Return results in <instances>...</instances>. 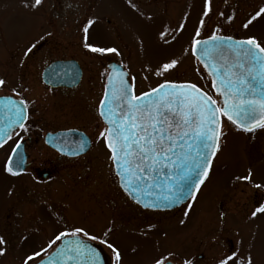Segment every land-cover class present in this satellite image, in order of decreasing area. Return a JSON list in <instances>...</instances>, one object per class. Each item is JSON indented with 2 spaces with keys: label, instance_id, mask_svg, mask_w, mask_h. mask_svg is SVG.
I'll return each instance as SVG.
<instances>
[{
  "label": "rangeland",
  "instance_id": "rangeland-1",
  "mask_svg": "<svg viewBox=\"0 0 264 264\" xmlns=\"http://www.w3.org/2000/svg\"><path fill=\"white\" fill-rule=\"evenodd\" d=\"M32 4L34 0H0V45L15 46L18 38L31 34L43 37L48 33L46 38H53L60 33L52 40L58 47H85L83 28L87 27V43L116 49L93 60L95 66L88 69L87 79L97 63L105 66L114 61L127 71L137 95L165 80L196 83L212 94L211 80L193 54L195 40L211 35L254 37L264 45V14L243 27L264 7V0H211L208 15H204L205 0H42L35 8ZM88 20L93 21L90 26ZM172 59L178 65L158 76L160 66ZM222 132L219 150L195 201L169 212L128 206L117 179L111 177V165L102 167L96 157L86 175L82 168L56 162L55 180L62 184L52 191L45 184L7 173L6 153L1 152L0 238L5 243L0 245L4 249L0 264H25L27 256L40 252L41 256L28 261L35 264L58 245L56 241L49 247L59 233L76 228L98 237L91 241L101 245L110 264H117L116 258L100 240L107 239L121 253L120 264H155L157 260L163 264H244L248 258L251 264H264V212L245 211L251 209L252 201L264 202V127L247 133L223 120ZM44 152L32 154L41 157ZM95 152L103 161L109 160L103 147ZM76 177L82 178L80 187L74 186ZM65 197L69 198L64 201ZM228 230L235 247L223 257L227 243L210 245L227 239ZM220 232H225L221 238ZM78 235L88 239L83 233ZM198 253L209 261H196Z\"/></svg>",
  "mask_w": 264,
  "mask_h": 264
},
{
  "label": "snow or ice",
  "instance_id": "snow-or-ice-1",
  "mask_svg": "<svg viewBox=\"0 0 264 264\" xmlns=\"http://www.w3.org/2000/svg\"><path fill=\"white\" fill-rule=\"evenodd\" d=\"M41 2L34 0L31 7L35 8ZM210 4L211 0H205L204 15L211 11ZM25 7H29V4L25 3ZM261 14H264V7L250 17L243 27L247 28ZM87 23L90 26L93 21L88 20ZM83 32L84 46L92 52L116 53L114 48L106 49L87 43L88 28L84 27ZM201 43L205 45L203 56L207 62L204 69L209 71L212 78V94L196 83L178 84L165 80L137 95L134 86L121 77L120 87L113 90L111 99L106 93L101 101L99 115L107 127L100 132V136L105 139L110 151L109 158L122 181L121 187L125 192H142L149 196L154 189L161 192L156 201L145 203L144 207H171L188 200L195 201V193L208 177L212 158L220 147L222 117L244 131H252L253 126L264 127V45L254 37L234 41L231 36L223 35H211L204 41L195 40L197 50ZM209 43L213 48L208 47ZM35 47V44L29 47L25 55ZM210 52H215V57H211ZM178 63L175 59L163 63L157 75L168 73ZM4 84L5 81L0 79V86ZM4 99L9 102L6 113L8 125L7 128H0V139L11 136L12 129L17 126L24 128L23 122L27 119V105L23 101L20 102L23 106H20L10 97ZM24 130L27 131L26 128ZM19 147L17 144L16 148ZM83 147L82 142L80 150ZM12 156H16V159L13 160ZM23 165L20 153L13 152L4 170L17 175L14 166L20 169ZM188 208H191V204ZM258 211L264 212V208ZM80 233L90 240L98 239L84 229L76 228L71 232L59 233L49 247L56 241L76 237ZM4 243L0 238V245ZM100 243H106L112 249L117 264H120L121 253L114 245L108 243L107 239L100 240ZM3 251L0 248V254ZM39 256L40 252L27 256L25 264ZM99 259L95 250L82 240L69 239L67 244L57 249L55 255L48 258V264H68L69 261L73 264H99ZM155 264L163 262L157 260ZM221 264L227 262L221 261ZM237 264L241 262L237 261ZM244 264H251V259L248 258Z\"/></svg>",
  "mask_w": 264,
  "mask_h": 264
},
{
  "label": "flooded vegetation",
  "instance_id": "flooded-vegetation-1",
  "mask_svg": "<svg viewBox=\"0 0 264 264\" xmlns=\"http://www.w3.org/2000/svg\"><path fill=\"white\" fill-rule=\"evenodd\" d=\"M55 35L53 38H46L49 36L48 33L43 37L31 34L26 38H18L15 46L8 47L6 43L0 45V71L2 79L5 81V84L0 86V99H2L0 102V128H7L8 125V120L5 117L9 102L4 99L5 97H10L17 105L23 106L20 104L21 101L27 105V119L23 122L24 128L18 126L13 128L12 135L0 147V153H6L4 166L8 157L16 149V145L19 144L26 154V168L21 174L15 176L26 177L27 181H32L37 185L45 184L48 190L54 191L58 184H62L61 181L56 182L55 180L57 174L55 169H58L56 162L62 167L74 165L75 168H82V173L86 175L92 171L94 161H97L92 157H96L98 161L101 160L102 167L106 164L111 165V177L113 180L117 179L116 185L120 190L113 162L110 158L107 162L103 161L95 152L103 147L110 157L105 139L100 136V132L107 126L99 115V108L105 94L108 65L114 61L107 62L105 66L100 61L101 63L96 64L94 74H91L92 76L87 79L88 69L95 66L93 60L102 58L103 54L92 52L87 47H68V44L67 47H58L59 43L52 42V40H57V35L61 36L62 34ZM33 44L36 47L25 55L27 49ZM87 56L96 57L86 60ZM56 63H67L65 70H58L53 74L55 79L64 78L63 84L57 81L47 84L44 82L43 73ZM105 67L106 75H104ZM25 128L27 131L24 130ZM63 132L70 133L65 141L59 143V146L66 147L73 152L81 151V154L75 156L61 154L47 143L49 136ZM82 142L84 147L80 150ZM54 145H57L56 141H54ZM36 151L45 152L41 157L33 156L32 152ZM89 158H91L90 161ZM106 177L110 181L107 173ZM81 179V177H76L75 187L79 186ZM69 197H65L63 200L66 201V198ZM122 200L128 206L132 204L138 207L125 194H123ZM263 204L264 202L258 204V201H252L251 209H245V211L258 210L263 207ZM107 206L110 207L109 204ZM107 210L111 211L110 208ZM113 215L111 212L112 219ZM224 215L222 216L223 222L225 221ZM223 234L225 232H220V238ZM229 235L228 230L227 239L222 240L223 242L215 240L216 243L213 241L210 245V247H214L218 244L223 247V243H227L229 248L227 253L225 250L223 257L228 256L235 247ZM196 259L198 262L209 261L201 253L196 255Z\"/></svg>",
  "mask_w": 264,
  "mask_h": 264
},
{
  "label": "water",
  "instance_id": "water-1",
  "mask_svg": "<svg viewBox=\"0 0 264 264\" xmlns=\"http://www.w3.org/2000/svg\"><path fill=\"white\" fill-rule=\"evenodd\" d=\"M209 38L207 39H203L201 41H204V40H208ZM234 41H240L238 39H235L233 38ZM204 47L205 45L203 43L200 44L199 46V50H197V47L193 46V54L194 56L196 57V59L198 60V62L200 63V65L202 66V68L204 69V64L207 62L205 59H204V56H203V50H204ZM208 47L211 49L213 48V45H211V43H209ZM210 56L211 57H215V52H210ZM67 67V63H56V64H53L52 66H50L49 68H47L44 73H43V79H44V82H46L47 84H53L54 81H57L58 83L60 84H63L62 82L64 81V78L60 77V78H53V74L55 71H58V70H65ZM108 70H109V73H108V76H107V83H106V87H105V94L108 93L109 95V99H111V93L113 92L114 89L116 88H119L120 87V79L121 77L124 78V80L130 84L129 82V79H128V73L124 70V68L113 62V63H110L108 65ZM205 70V69H204ZM205 72L208 74V76L210 77L209 75V71L208 70H205ZM211 81H212V78L210 77ZM131 85V84H130ZM105 94H104V97H105ZM104 99V98H103ZM2 101V99H0V102ZM100 109V108H99ZM259 115V114H258ZM6 118V117H5ZM223 119H225L227 121L226 118H221L222 122H223ZM104 121V120H103ZM230 122V121H228ZM105 125L107 126L106 122L104 121ZM231 123V122H230ZM236 128H238L235 124H233ZM262 127H259V126H253V130L252 131H244L242 128H238L244 132H253V131H256L258 129H260ZM221 131H222V125H221ZM13 132V131H12ZM70 132H63V133H59V134H55V135H52V136H49L47 138V143L50 144L53 148H55L56 150H58L61 154H65V155H71V156H75V155H79L81 154V151L79 152H73L71 150H68L66 147H60L59 146V143L65 141L66 137L69 135ZM7 138L9 137H3L2 139H0V144H4V142L7 140ZM54 141H56L57 145H54ZM220 142V141H219ZM1 147V146H0ZM14 152H19L20 155L23 157V160H24V165L22 168L20 169H16L15 166H14V171H17V175L21 174L25 168H26V154L24 152V149L22 146H20L19 148H16L14 150ZM84 152V151H83ZM217 154V152H216ZM215 154V156H216ZM215 156L212 158V161H211V166H212V163H213V160L215 158ZM12 159L15 160L16 159V156H12ZM114 170H115V173L117 175V170H116V167L114 165ZM210 171V170H209ZM118 179H119V185L121 187V184H122V181L120 180L119 176L117 175ZM206 180V179H205ZM204 180V181H205ZM204 183V182H203ZM202 185V184H201ZM200 185V187H201ZM121 189L123 190V192L134 202L136 203L137 205L141 206L144 210H152V211H171V210H174L176 208H179L181 207L182 205H184L185 203H187L188 201H185L183 203H181L180 205H174V206H171V207H164V206H160V207H144V204L145 203H152L153 201H156L157 200V197L161 196V192L159 189H154L152 190V195L149 196V195H146L142 192H137V193H131V192H125L124 189L121 187ZM137 200H139L140 202L138 203ZM69 239H72V240H82L83 243L85 245H87L90 249H94L95 252L98 254L99 256V264H108V258H107V255L105 254V252L102 250V248L95 244V243H92L88 240H85L79 236H76V237H65L61 240L60 244L54 249V251L52 253H50L46 258L42 259L41 261L37 262L36 264H48V258L50 256H53L55 255L56 251L58 248H61L63 247L65 244L68 243V240ZM68 264H73V262L69 261ZM85 264H87V262H85ZM167 264H172L171 262L167 263Z\"/></svg>",
  "mask_w": 264,
  "mask_h": 264
}]
</instances>
